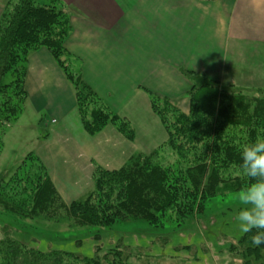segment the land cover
I'll return each instance as SVG.
<instances>
[{"label":"trees","instance_id":"16d2710c","mask_svg":"<svg viewBox=\"0 0 264 264\" xmlns=\"http://www.w3.org/2000/svg\"><path fill=\"white\" fill-rule=\"evenodd\" d=\"M68 34V11L61 0L8 1L0 15V135L23 111L28 54L44 47L73 87L84 130L95 134L112 124L127 139H133L129 122L102 105L77 68L71 69L72 59L64 47ZM5 76L8 82H4ZM241 89L257 90V95H247ZM148 94L167 134L160 147L148 154H133L117 169L95 167L93 190L69 203L59 194L43 163L28 152L9 179L0 178V205L23 217L69 219L78 227L105 228L121 221L142 220L160 229L167 221L181 225L203 213L205 204L217 194L239 191L249 183L241 169V150L264 138V87L243 88L197 79L187 90L188 112L176 108L166 97ZM166 150L175 156L173 162L157 159ZM255 231L243 233L229 245V251L241 260L237 264H264V244H251ZM100 247L96 246L93 256H83L29 248L5 238L0 241V264H101ZM111 251L121 256L115 247L102 258Z\"/></svg>","mask_w":264,"mask_h":264},{"label":"crops","instance_id":"0c3cea01","mask_svg":"<svg viewBox=\"0 0 264 264\" xmlns=\"http://www.w3.org/2000/svg\"><path fill=\"white\" fill-rule=\"evenodd\" d=\"M61 1L70 27L64 47L78 61L82 81L102 105L138 125L133 139L108 124L95 134L83 127L72 131L61 146L29 151L65 202L92 186L95 167L117 169L158 146L152 123L159 118L148 92L179 101L197 79L264 87V0ZM24 86L23 111L29 108L39 123L61 121L76 110L72 85L44 47L30 52ZM25 155L13 161L16 170Z\"/></svg>","mask_w":264,"mask_h":264},{"label":"rangeland","instance_id":"374dc122","mask_svg":"<svg viewBox=\"0 0 264 264\" xmlns=\"http://www.w3.org/2000/svg\"><path fill=\"white\" fill-rule=\"evenodd\" d=\"M0 1L3 3L0 8L1 15L3 9H7L9 0ZM71 59V69L77 68L76 64L79 67L74 56ZM8 81V76H5L4 82ZM241 91L247 95H257V90ZM169 102L179 110L188 112V97ZM89 106L92 107V104ZM131 121V127L138 129L136 122ZM152 128L153 141L160 147L166 140L165 128L160 119L156 124L152 123ZM81 129L77 109L71 111L63 120L49 122L47 125L44 122L39 123L37 116L26 108L7 127L4 134L0 135V178L7 180L14 174L17 165L14 166L13 161L22 154L29 151L40 153L48 144L61 146L65 135ZM45 135L49 137L47 140ZM144 144L151 148V142V145L147 142ZM147 152L148 150H143L144 154H148ZM172 154L170 150H166L157 159L164 163L173 162L175 156ZM93 186L92 181V186H85L88 188H83L81 193L76 188V193L81 195L77 199L85 198L93 190ZM238 192L219 193L205 204L203 213L186 219L179 226L176 222L167 221L160 229L152 228L142 220L121 221L105 228L78 227L72 226L69 219L23 217L0 205V241L5 238L13 239L29 248L42 251L64 250L83 256H93L96 246L100 245L101 264H237L241 260L236 253L229 251V245L234 244L243 234L235 227L234 221ZM7 202L13 206L9 198ZM115 247L121 251L120 257L114 256L111 251L102 258Z\"/></svg>","mask_w":264,"mask_h":264},{"label":"clouds","instance_id":"9594fccd","mask_svg":"<svg viewBox=\"0 0 264 264\" xmlns=\"http://www.w3.org/2000/svg\"><path fill=\"white\" fill-rule=\"evenodd\" d=\"M241 169L249 178L236 197L235 227L241 233L256 231L251 244H264V138L250 142L241 150Z\"/></svg>","mask_w":264,"mask_h":264}]
</instances>
